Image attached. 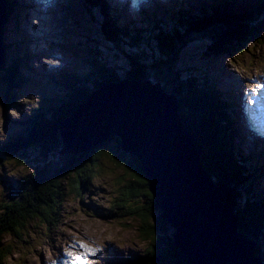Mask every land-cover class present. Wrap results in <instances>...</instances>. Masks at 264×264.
<instances>
[{
  "label": "trees",
  "instance_id": "16d2710c",
  "mask_svg": "<svg viewBox=\"0 0 264 264\" xmlns=\"http://www.w3.org/2000/svg\"><path fill=\"white\" fill-rule=\"evenodd\" d=\"M238 1L226 0L223 4L206 7L200 11L201 16L178 7L176 10L181 20L176 16L178 20L172 31L165 29L167 25L163 23L157 24L159 32L154 31L155 37L145 43L148 48L145 51L150 52H144V49L133 52V59L129 61L133 66L131 71L127 67L116 71L113 65L105 61L103 63L109 69L102 67L107 73L100 74L96 72L99 70L100 60L91 59L92 72L87 78L86 82L89 84L86 88L78 86L76 91L64 96L54 85L55 92L60 93L63 98L44 106L35 119L36 123L32 122L28 131L13 140L5 139L4 143H8L7 148L11 153L10 158H16L18 165H25L28 174L15 194L13 193L0 207V264H4V260L12 255L14 243L22 240L31 229H36L38 223L42 226L51 225L50 220L56 217L62 200L67 197L68 180L73 190L84 192L89 179H92L90 176L92 166L100 156H108L117 163L121 162L127 171V181L117 180L118 200L113 210H110V207H103L104 211L102 206L92 205L99 211L97 213L99 217L103 218V214L114 212L117 218L132 220L135 223V229L141 236L146 251L142 255L141 251H138V257L129 264H178L174 261V252L168 247L172 229L162 220L155 196L149 191L150 179L140 168L136 157L131 159L130 155V159L125 157L128 160H124L127 153L123 154L117 138L103 142L89 153H81L80 157L66 153L63 156L59 152L61 141L57 136V126L61 115L72 113L76 106L78 109L86 97L84 93L90 94L93 89L125 77L154 78L168 92L178 96L180 115L200 146L203 166L209 168V174L218 184L219 199L225 197V200L228 198L232 202L241 215L242 230L257 241V253L264 260V198L260 196V190L264 193V188L260 189L254 184L250 179L251 172L236 162L233 150L235 145L236 151H239V148L234 142L236 132L232 128L236 118L231 119L227 114L210 80L208 69L214 57L222 53L233 56L234 52L248 46L249 41L261 37L264 27V3L253 6L245 0ZM163 4L166 7L170 6L168 3ZM9 10L13 14L11 7ZM103 13L99 26L104 33V40L113 43L114 52L120 51L127 56L121 44L123 40L114 38L115 27L107 25L110 16L105 11ZM162 16L168 19L167 15ZM143 17L147 18L146 15ZM109 29L111 32L108 34L106 30ZM191 49L197 51L198 56L188 62L185 56L192 51ZM5 55L8 58V55ZM13 58L16 68L17 62L21 66L27 65L25 62L22 63V56L17 62L15 57ZM8 59L10 61V58ZM119 59H116V62L121 63ZM215 73L219 74L217 69ZM18 75L14 76V81H18ZM215 82L222 97L228 101L229 93L224 91V81L216 78ZM14 86L15 89L19 87L16 83ZM17 94L16 98L20 99ZM24 119L32 120L29 116ZM257 150L260 151V148L257 147ZM237 178L241 179V185L232 187L231 181ZM236 181L240 182L239 179ZM258 188L260 194L257 192ZM130 254L123 255L128 258L131 257Z\"/></svg>",
  "mask_w": 264,
  "mask_h": 264
},
{
  "label": "water",
  "instance_id": "95a60500",
  "mask_svg": "<svg viewBox=\"0 0 264 264\" xmlns=\"http://www.w3.org/2000/svg\"><path fill=\"white\" fill-rule=\"evenodd\" d=\"M4 0H0V70ZM59 123L61 155L80 156L113 137L135 154L150 178L170 249L178 264H264L241 217L219 201L220 191L179 112V99L162 84L126 79L95 91ZM66 153V154H65Z\"/></svg>",
  "mask_w": 264,
  "mask_h": 264
},
{
  "label": "rangeland",
  "instance_id": "374dc122",
  "mask_svg": "<svg viewBox=\"0 0 264 264\" xmlns=\"http://www.w3.org/2000/svg\"><path fill=\"white\" fill-rule=\"evenodd\" d=\"M11 1L15 3L19 2V0ZM27 3L30 6L29 12L23 13L27 15L25 16V19L20 21L21 28L19 27V19L22 17L20 16L21 14H19L20 11L18 12L17 7L15 6L16 4H10L11 10L14 12L13 14L8 12V23L6 21L7 24L5 23L3 35L8 36L12 32L11 40H7H13V42H11V48L14 51L19 50V47L16 46L14 42L20 38V36L26 35V38H31L32 41L30 42L28 48L33 47L34 49H37L40 51L42 56V59L39 61V65L37 66H41L42 68H51L54 64L58 65L63 62L68 63V61H62L65 60L67 55L66 51H63L58 47V45L66 44L67 41L71 39H77L78 34L82 37L90 35V30L92 31V36H98L96 33L94 35V28L89 29L86 25L87 28L85 29V25L83 23H79V20L77 19L73 20L72 16L74 12H76L74 9V6L76 5L75 0H28ZM161 3L163 4V2ZM167 3L174 9L179 7L171 1H168ZM142 14H146V12H142ZM139 18V22L141 24L140 27L145 30L146 21L143 15H140ZM90 19L91 21H95L92 22V24L94 25V23H96L97 29V26L99 27V24H101L100 20L95 19L92 15L90 16ZM119 21L120 20L113 21L114 25L121 27ZM33 22L36 26L33 25ZM40 22L43 24L41 25ZM78 24L79 27L77 26ZM117 29L119 30L120 28ZM135 30V27L130 26L126 32L135 33ZM97 31L101 30L97 29ZM106 31L109 34L111 29ZM144 32L147 34V29ZM89 39L94 40L93 37ZM139 39L140 37L135 35L134 38L126 40V42L129 44L132 40L139 41ZM127 43L121 42L123 48L132 51V48ZM248 43L251 45H246L247 47L245 46L242 50L236 53L234 52L233 56L222 53L217 57H214L213 60L214 68L219 72V74L215 73L216 78H220L224 81L223 87L225 93H227V91L230 92L227 96L228 99L237 101L241 107L236 109L243 112V115L239 116L241 119L240 126L243 130H246V132L249 130L247 125L248 123L261 126V123L264 121L263 116H261L260 112H258L259 107L261 106L264 111V32L262 33V40H259V43L261 44H256L253 47V42L249 41ZM145 50L148 49H144L143 51L150 52ZM197 56L198 54L192 50L185 56V59L190 62V59L197 58ZM12 57L14 56L12 55ZM121 60L127 61L125 58L120 59V61ZM27 61L28 60L22 56V63H29V61ZM125 61H121V63L116 62V71L124 66H127ZM17 63L22 70H25L26 67L24 65L21 66L19 62ZM243 69H246V77L241 73ZM250 73H252V80L250 83H246L245 80ZM260 82H262V84ZM235 84L240 87L238 93L234 90ZM17 90H20V85ZM17 96L22 100L23 95H21L20 92H18ZM29 97L35 105L38 103L36 98L32 96ZM7 106L11 108L8 104ZM32 110H34V107L33 109L31 108V111ZM19 112H21V120L28 118L23 110L19 109ZM3 121L7 125L9 121H13V118L10 114L4 112ZM262 125H264V122ZM244 127L247 129H244ZM2 132L10 134V127H3L0 125V136H3ZM259 136L260 138H264V132H260ZM2 141L4 142L5 139L2 140L0 138V142ZM260 145H264V143H260ZM255 147L260 148L258 145ZM255 147L249 143L248 147H244L242 149V154L247 155L248 150L250 152L254 151ZM122 151L123 154L124 152L127 153V155L124 156V160H128L125 157L130 159L129 156L131 154L127 151ZM259 152H262V149H260ZM111 156L114 155L111 154ZM119 163L108 156H100L94 162L93 169L95 170L96 175L92 178L90 189L87 186L84 190L83 196L86 195L84 202L82 201L78 190H73L70 180H68L66 183L67 197L63 205H61L58 209L56 217H53L54 226L57 228V231L56 234L52 235V238L59 237L57 236V233L62 231V236L60 237L61 239H57V241H59L57 247L54 249H50L48 247L47 244L50 243H47V241L51 239L50 234L47 232V225L42 226L38 223L36 229H31V231L24 236L23 240L26 241L25 243H23L22 240H17L15 242L16 248L12 252V256L9 258L8 264H72V257L67 255L68 251L78 253L85 258H94L98 257L96 253L100 252V249L105 251L109 247L114 250V253H116V251H120L121 249L124 252L123 254L127 255L134 252H129V248L132 250V248L141 249L143 246L145 247L141 241V236L135 229V223L132 220L118 219L117 222L111 225L96 221L97 217L99 218L98 220L103 218L97 215L99 211L96 210L92 204L97 205L98 203L104 208L109 207V205H112L116 198V191L113 190L114 184L117 185V180L127 181V171L124 165L121 162ZM139 164L140 166L142 165L141 161H139ZM12 170L13 169H11L10 172L14 174ZM3 172L8 171L3 170ZM19 174L22 176V173L19 172ZM262 177L263 176H260L258 178V187L260 189L264 188V180ZM253 178L254 175L251 173L250 179L253 180ZM80 242L87 247L81 248ZM39 251L40 253H38ZM24 257H31V260L26 263L22 262L23 259L27 261Z\"/></svg>",
  "mask_w": 264,
  "mask_h": 264
},
{
  "label": "bare ground",
  "instance_id": "6f19581e",
  "mask_svg": "<svg viewBox=\"0 0 264 264\" xmlns=\"http://www.w3.org/2000/svg\"><path fill=\"white\" fill-rule=\"evenodd\" d=\"M173 5V4H172ZM175 6V5H174ZM9 7H10V5H9ZM177 9V8H176ZM5 11H6V13H7V18H8V12L10 13V10L8 11V8L6 9L5 8ZM76 12H74V14H75ZM74 14H73V16H72V18H74ZM24 16H22L21 18H23V19H25V16L27 15V14H23ZM92 22H95V21H92ZM7 23H8V21H7ZM6 23V24H7ZM78 27H79V24L77 25ZM94 26H96V23H94ZM100 27V26H99ZM3 32H4V28H3ZM82 32H84V31H82ZM97 34V33H96ZM90 35H92L91 34V31H90ZM94 35H95V33H94ZM104 34H101V31H98V36H103ZM33 38V37H32ZM4 50V49H3ZM3 61H4V64L6 63V59L4 58V56H3ZM37 67H39V66H37ZM130 76V75H129ZM127 79V77H125L124 79H117L119 82H121V81H123V80H126ZM147 79H149V81L151 82V83H155V81H154V79L153 78H144L143 79V81H145V80H147ZM228 93L230 94V92L228 91ZM89 96H90V94H89ZM262 107V106H261ZM261 107H259V111L258 112H260V114H261V116H263V118H264V111L262 110V108ZM81 109V106H79L78 107V110H80ZM182 118V117H181ZM183 121V120H182ZM183 124H186V123H184V121H183ZM262 124V123H261ZM244 129H247L246 127H244ZM244 137V136H243ZM260 137V136H259ZM248 143H250V142H248ZM262 143H264V142H262ZM251 144V143H250ZM258 146H262V145H258ZM120 148H121V150H124V151H127L129 154H131V159L133 158V157H136V156H134L135 154H132L130 151H128V150H125V149H123L121 146H120ZM255 150H257V148H255ZM263 150L264 149H262V152H263ZM257 151H259V150H257ZM84 151H82V153H83ZM137 158V157H136ZM138 159V158H137ZM139 160V159H138ZM140 161V160H139ZM205 167H206V165H204ZM140 168L141 169H143L142 168V165L140 166ZM150 179V178H149ZM148 188H149V185H148ZM149 191L151 192V190H150V188H149ZM152 193V192H151ZM153 194V193H152ZM154 195V194H153ZM156 198V197H155ZM218 199H219V197H218ZM219 201H220V199H219ZM249 231V230H248ZM257 242V241H256ZM169 247V246H168ZM264 259V258H263Z\"/></svg>",
  "mask_w": 264,
  "mask_h": 264
},
{
  "label": "snow or ice",
  "instance_id": "6c2138e0",
  "mask_svg": "<svg viewBox=\"0 0 264 264\" xmlns=\"http://www.w3.org/2000/svg\"><path fill=\"white\" fill-rule=\"evenodd\" d=\"M80 243H81V248L87 247L82 242H80ZM67 255L72 257V264H88L87 259L78 253H73L71 251H68Z\"/></svg>",
  "mask_w": 264,
  "mask_h": 264
}]
</instances>
